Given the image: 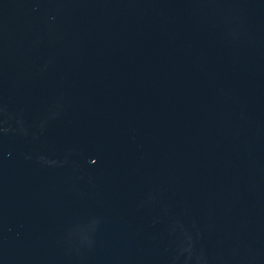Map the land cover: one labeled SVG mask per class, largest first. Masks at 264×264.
Instances as JSON below:
<instances>
[{
  "label": "water",
  "instance_id": "water-1",
  "mask_svg": "<svg viewBox=\"0 0 264 264\" xmlns=\"http://www.w3.org/2000/svg\"><path fill=\"white\" fill-rule=\"evenodd\" d=\"M0 264H264V0H0Z\"/></svg>",
  "mask_w": 264,
  "mask_h": 264
}]
</instances>
